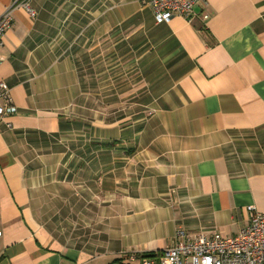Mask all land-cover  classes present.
<instances>
[{
	"label": "crops",
	"instance_id": "obj_1",
	"mask_svg": "<svg viewBox=\"0 0 264 264\" xmlns=\"http://www.w3.org/2000/svg\"><path fill=\"white\" fill-rule=\"evenodd\" d=\"M31 6L0 49L17 106L0 124V264H142L178 228L231 236L264 212V0L164 23L145 0Z\"/></svg>",
	"mask_w": 264,
	"mask_h": 264
},
{
	"label": "built area",
	"instance_id": "obj_2",
	"mask_svg": "<svg viewBox=\"0 0 264 264\" xmlns=\"http://www.w3.org/2000/svg\"><path fill=\"white\" fill-rule=\"evenodd\" d=\"M145 3L152 7L158 23L169 22L175 15L187 17L191 22L198 3L208 6V0H145ZM19 7H23L33 17L37 15L31 0H15L7 6L0 15V49L6 31L13 25L14 12ZM202 16L208 19L209 13L204 12ZM16 112L10 85L0 81V124L7 115ZM247 210L249 223L237 234H190L178 228L175 232L176 242L165 248L159 257H142V264H264V212L255 205L247 206ZM137 257L134 253L130 259Z\"/></svg>",
	"mask_w": 264,
	"mask_h": 264
},
{
	"label": "trees",
	"instance_id": "obj_3",
	"mask_svg": "<svg viewBox=\"0 0 264 264\" xmlns=\"http://www.w3.org/2000/svg\"><path fill=\"white\" fill-rule=\"evenodd\" d=\"M138 256H142V257H153V255H148V254H142V255H138Z\"/></svg>",
	"mask_w": 264,
	"mask_h": 264
},
{
	"label": "rangeland",
	"instance_id": "obj_4",
	"mask_svg": "<svg viewBox=\"0 0 264 264\" xmlns=\"http://www.w3.org/2000/svg\"><path fill=\"white\" fill-rule=\"evenodd\" d=\"M60 145H61V144H60ZM53 149H57V148H56V146H54V148H53ZM48 150H51V148H49ZM46 163H47V162H46ZM46 163H44L43 165H45ZM34 165L37 167V166H38V165H37V162H35V164H34Z\"/></svg>",
	"mask_w": 264,
	"mask_h": 264
}]
</instances>
